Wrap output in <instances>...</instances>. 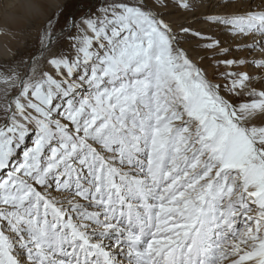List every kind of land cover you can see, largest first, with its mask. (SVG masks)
<instances>
[{
	"label": "snow or ice",
	"instance_id": "1",
	"mask_svg": "<svg viewBox=\"0 0 264 264\" xmlns=\"http://www.w3.org/2000/svg\"><path fill=\"white\" fill-rule=\"evenodd\" d=\"M29 7L0 28V264H264V0Z\"/></svg>",
	"mask_w": 264,
	"mask_h": 264
},
{
	"label": "rangeland",
	"instance_id": "2",
	"mask_svg": "<svg viewBox=\"0 0 264 264\" xmlns=\"http://www.w3.org/2000/svg\"><path fill=\"white\" fill-rule=\"evenodd\" d=\"M22 3V0H0V28H3L5 24L7 23L14 31H20L24 32L27 30V26L29 24L30 20V12L25 13V15H21V17L7 19V15L12 12L22 13L19 5ZM214 3V0H204V7L200 9V11L208 10V8ZM15 7V8H14ZM19 8V9H18ZM15 10V11H14ZM175 12V10H173ZM199 15V13H197ZM175 18L177 20H183L185 17H183L180 13L176 12ZM187 20L191 21L192 17L187 16ZM196 27L202 28L207 34L215 35L218 39H221L225 46H229L232 44V38L227 35V33L223 32L220 28L212 26H206L204 24H196ZM8 39H10L8 37ZM12 48L15 49L20 41L18 40H11ZM199 52V49L190 50V55L193 57H196L197 53ZM202 54V53H201ZM230 55L232 57L236 56H243L246 55L244 52H236L233 50ZM8 55L0 54V63H2Z\"/></svg>",
	"mask_w": 264,
	"mask_h": 264
},
{
	"label": "bare ground",
	"instance_id": "3",
	"mask_svg": "<svg viewBox=\"0 0 264 264\" xmlns=\"http://www.w3.org/2000/svg\"><path fill=\"white\" fill-rule=\"evenodd\" d=\"M40 3L52 4V3H55V0H22V3L19 5L22 13L20 14V13H17V12H12V13L7 15V19H12L13 20V18L21 17V15L24 16L25 13L30 12V7H29L30 5L40 4ZM6 43L10 47H12L10 39H8V36L0 35V54H5V55L9 56V53H7L6 49H5V44Z\"/></svg>",
	"mask_w": 264,
	"mask_h": 264
}]
</instances>
